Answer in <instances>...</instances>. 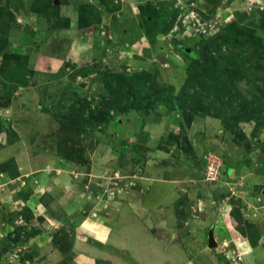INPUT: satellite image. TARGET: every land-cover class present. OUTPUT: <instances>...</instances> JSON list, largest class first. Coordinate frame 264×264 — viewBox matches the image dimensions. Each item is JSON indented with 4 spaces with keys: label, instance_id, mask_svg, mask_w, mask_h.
<instances>
[{
    "label": "rangeland",
    "instance_id": "obj_1",
    "mask_svg": "<svg viewBox=\"0 0 264 264\" xmlns=\"http://www.w3.org/2000/svg\"><path fill=\"white\" fill-rule=\"evenodd\" d=\"M99 1L101 5L109 3V12L101 10ZM222 1L188 0V6L176 0L167 2L172 13L167 21H175L174 29L156 40L144 32L142 48L140 41L114 35L128 24H117L119 18L113 13L118 8L113 0H0V115H30L28 122L33 120L39 126L43 122L49 135L35 138L36 150H29L31 157L53 155L79 168L82 175L74 173L73 177L86 191L85 199L123 198L132 191L144 194L159 174L174 181V224L180 228L174 241L186 237L193 221H208L207 215L218 211L234 236L255 244L259 232L254 222L264 214V183L252 177L264 176V0ZM159 3L154 4L165 8L166 2ZM200 3L208 7L200 8ZM138 12L141 19L140 9ZM30 15L36 18L26 20ZM73 22L76 29L69 35L78 36V42L71 38L75 43L66 47L64 37L68 35L63 31ZM40 27L52 32L50 38L46 39V32L36 34ZM82 28L87 29L79 32ZM240 34L255 36L258 50H248L244 42L236 41ZM100 36L108 42L102 47L97 42ZM218 36L219 47L213 46L206 60L201 59L202 45ZM159 38L164 44L156 46ZM85 43L90 52L82 50ZM239 53L252 64H246L245 71L250 69L247 74L237 77L228 68L235 67L234 56ZM194 61L201 63L195 65ZM145 72L172 86L173 96L185 93L199 103L190 99L184 103L160 101L159 89L148 91L136 83L135 91L148 99L141 101L135 94L134 100V91L118 77ZM7 90L14 95L4 94ZM115 98L120 99L118 107L109 109L108 102ZM223 101L232 106L226 107ZM153 125L157 126L146 130ZM0 127H5L2 120ZM6 130L8 139L14 141L15 128L10 125ZM144 135L150 146L161 149L157 164L153 154H148L150 159L145 162L138 153L143 151L140 138ZM209 159L219 162L224 172L218 182H204ZM96 162L99 172L93 174ZM1 167L11 171L15 165L9 161ZM195 174L201 179L193 177ZM143 181L150 184L145 186ZM59 189L51 196L64 194L65 190ZM30 193L29 186L22 192L24 198ZM30 213L27 207L16 211L23 221L0 214V253L7 255L0 264H79V255L84 257L82 253L89 248L85 245L88 230L78 228L83 220L56 221L51 226L55 232L48 237L52 248L41 252L34 243L44 234L42 220ZM124 234L125 226L115 225L116 245L112 251L102 249L97 264L136 263L137 254L125 247ZM77 235L84 246L80 243L75 251ZM157 251L159 256H167L163 248ZM230 260L235 264V257Z\"/></svg>",
    "mask_w": 264,
    "mask_h": 264
},
{
    "label": "crops",
    "instance_id": "obj_2",
    "mask_svg": "<svg viewBox=\"0 0 264 264\" xmlns=\"http://www.w3.org/2000/svg\"><path fill=\"white\" fill-rule=\"evenodd\" d=\"M169 1L172 0H113L118 8V10L113 13L119 18L116 20L117 24H128L127 29H119V31L117 30L114 32V35L122 40L140 41L139 44H141L142 48H145L144 31L141 27L138 9L147 2L156 3ZM176 1L182 6H188V0ZM226 1L228 0H223L222 3L226 4ZM101 4L100 2V5ZM108 4L109 3H106V5H101L100 7L104 13L109 12L110 6ZM192 4L194 6V3ZM199 5L200 8L208 7L201 3ZM113 14H110V17L112 16L114 18ZM34 18H36L35 15H30L26 20L30 21ZM107 19L108 18H106V20ZM39 22L41 26L42 22L40 19ZM71 25L70 28L63 31L65 35H68V37H64L66 47L69 43H75L71 38L76 39L78 42V36L69 35L71 34L70 31L76 29L74 22ZM42 29L43 28L40 27V31H36V34L38 35L40 32H46ZM85 29L87 28L78 29V31L82 32ZM46 33L48 34L45 36L46 39L50 38L52 32ZM97 34H99V32ZM164 41L165 40L159 38L155 45H162ZM97 42L98 44L100 43L101 47L102 43H108L105 39L101 38V36L100 39L97 37ZM88 45L89 44L82 48V50H85ZM30 47L35 49V46ZM86 50L90 52L89 49ZM68 51L69 50L66 49L65 52ZM73 51L72 49L70 52L72 53ZM67 54L69 55V53ZM6 92L7 93L4 94L8 96L14 95V92L8 90ZM20 116L25 119L23 121L19 120ZM30 119V115H0L2 125H5L6 128L12 125L17 132V138H15L14 141H10L6 128L3 127L0 130V214L3 212V216L5 217L13 215L16 219L18 217V219H22L23 221L21 214L17 215L16 211L19 210L20 207H27L32 213L33 218L36 220L41 219L42 222L40 223L43 226L44 234L42 232V235L40 234L41 236H39L40 239H35L36 241L34 243L39 244L38 246H40L41 252L45 249L52 248L48 237L55 232V228L51 226L54 224L56 225V221L62 223L64 219L67 223H76L83 220L78 228L82 230V227H84L85 231L88 230L86 233L88 240L85 241V245L89 248L86 252L82 253L84 257L81 258V254L79 255V264H97V261L102 258V253H104L102 249L103 251H105V249L112 251L113 247L116 245V242H114L116 240L114 239V227L115 225L118 226L121 224L125 226V247L134 249V253L137 254L136 263H133L131 260V262L125 261L123 264H232L234 261H231L230 258L234 257L236 260L235 264H264V214L256 218L257 221L254 222L259 232V239L256 245L243 243L244 241L242 242L237 235L234 236L233 232H230L227 228V223L222 215L218 214V211H211V213L207 215V217H209L208 221L199 223L193 221V224L189 225L190 228L186 237L182 240L174 241L176 231L180 228L178 225H175L177 222L175 213H173V201L175 197L173 192L174 188L171 187V183L174 181H172L171 178H160L159 174H157L153 178L155 180L153 186L146 190L144 194L132 191L125 195V197L123 196V198L119 197L112 199L108 195L106 196L107 198L105 196L100 197V201H96L98 200L96 196H90L85 199L84 195L86 196V191L84 192L83 189H81L82 184L80 182L78 183L77 178L73 177L74 173L82 175V173H80L82 171L79 168L72 164L64 163L63 160L53 157V155L31 157L32 153L30 154L29 150H36L35 143L37 140H35V138L47 136L49 132L43 129V122L40 123L41 126H39V123L33 120L28 122ZM165 122H167V120ZM155 126H150L146 130H150V128H154ZM146 130H144V132H147ZM151 131L154 130L151 129ZM152 138L153 136H150L149 139ZM140 139H142L140 145H142L143 151L139 149L138 153L141 154V159L146 162V159H150L148 154H153L155 156L154 158H156L154 164H157L159 161L158 154L161 149L150 146L147 142V135H144ZM160 144L161 142L159 145ZM133 149L137 150L136 148ZM196 151L199 156L197 149ZM167 156H169L168 153ZM9 161H12L15 167L12 168L11 171L9 169H1V166ZM96 170H98L97 162L92 169L93 174L99 172ZM232 171L233 169L230 170V172ZM193 177L197 179L200 178V176L196 174ZM252 177L254 181L258 180V182L264 183V176ZM142 183L145 186L150 184L145 181ZM27 186L30 187L31 193L28 197L24 198L22 192L27 189ZM59 186L65 191L62 189L64 194L57 196L60 190ZM48 188L51 189V192ZM54 190L58 192L51 196ZM76 191L79 195L76 194ZM52 211L56 212V214H52ZM97 211L99 214L96 215V217H92L91 214L93 212L97 213ZM61 214H63V216ZM86 214L90 215L86 217ZM30 217L28 219H30ZM15 223H18V220H16ZM13 225L15 226V224ZM76 231L77 230H75V232ZM211 231L213 232L217 248H210L209 235ZM207 234L208 237L204 239ZM178 236L179 234L176 238H178ZM79 238H81V236L77 235L76 243L74 242V246H76V248H74L75 251L79 248L78 245H80V243L82 245L81 247L84 246ZM139 238L141 239L140 242L138 241ZM32 239L33 238H31L29 244ZM1 244L2 243H0V245ZM158 248H163L167 256H159L157 251ZM79 253L80 251H78V254ZM4 257L7 260V255L5 253H0V263L3 262ZM238 257L241 258V260L237 261L236 258ZM26 260L31 261L30 259ZM117 264H119L118 261Z\"/></svg>",
    "mask_w": 264,
    "mask_h": 264
},
{
    "label": "trees",
    "instance_id": "obj_3",
    "mask_svg": "<svg viewBox=\"0 0 264 264\" xmlns=\"http://www.w3.org/2000/svg\"><path fill=\"white\" fill-rule=\"evenodd\" d=\"M219 1V0H218ZM218 3V2H217ZM160 4V3H159ZM160 5H163V2H161ZM159 5V6H160ZM165 8H161V7H157L158 5L154 4L153 2H149L147 3L145 6H141L140 7V11H141V27L143 28L146 36L150 37V40H156L158 38L159 35H167L170 31H172L174 28V24L175 21H167L168 16H171V12L168 11V3L166 2ZM168 22V23H167ZM70 27V25L67 26V28ZM221 36H218L217 39L211 41V42H207L204 45H202V51L200 52V56L201 59L203 58L204 60H206L207 58V54L213 52V46L219 47V45H216V41L220 40ZM236 41L242 43L244 42L246 47V49H250L251 47H254L256 50H258V41H255V36H252L251 34H240L239 36H237ZM254 52H257V51ZM11 54V53H10ZM9 55V53H6V56ZM242 60V62L240 61ZM234 62H235V67L231 65V69L228 68L230 71V74L234 73L235 76H241L244 73L247 74L248 71H250V69L248 68L247 72L245 71V66L246 64H252L251 59L249 57H245V59H243V57H240V53L236 54L234 56ZM195 65L199 64L201 62L199 61H194L193 62ZM249 65V66H250ZM234 70V71H232ZM156 75H152L149 73H142V74H137L135 77L132 76H123L121 75L120 79L122 83H127L130 87V90L134 91V100H135V94H139L141 97H139V99L141 101H143V99H148V97H143V95H145L144 93H139L135 91V86L133 85V83H136L137 87H140L142 89H146L148 91H153L155 89H159V93L157 98L160 99V101H169L172 102L174 100H181L184 102H187V100H195L197 103H199V100L197 98H193L190 95H187L185 93L183 94H179L178 96H173V91L174 88L168 84H161L157 81V76ZM236 77V78H237ZM235 78V80H236ZM242 80V79H240ZM144 91V90H143ZM236 91V90H235ZM153 94H155L154 92H152ZM118 101V102H117ZM232 101V100H231ZM195 102V103H196ZM110 105L109 109H114L117 108L119 103H120V99L119 100H113V102H108ZM136 103V102H135ZM226 107L228 105H231V103H227L225 101L222 102ZM171 108L173 109V105L171 103H168ZM232 106V105H231ZM184 112L186 114V108H184ZM0 126H1V120H0ZM1 129V127H0ZM259 239V235L257 237L256 243L252 244V245H256Z\"/></svg>",
    "mask_w": 264,
    "mask_h": 264
},
{
    "label": "built area",
    "instance_id": "obj_4",
    "mask_svg": "<svg viewBox=\"0 0 264 264\" xmlns=\"http://www.w3.org/2000/svg\"><path fill=\"white\" fill-rule=\"evenodd\" d=\"M219 176H222L220 163L214 159H209L208 163L206 164L205 173L203 175L204 182H218Z\"/></svg>",
    "mask_w": 264,
    "mask_h": 264
},
{
    "label": "water",
    "instance_id": "obj_5",
    "mask_svg": "<svg viewBox=\"0 0 264 264\" xmlns=\"http://www.w3.org/2000/svg\"><path fill=\"white\" fill-rule=\"evenodd\" d=\"M209 242H210V247L216 246L212 231L210 232V235H209Z\"/></svg>",
    "mask_w": 264,
    "mask_h": 264
},
{
    "label": "clouds",
    "instance_id": "obj_6",
    "mask_svg": "<svg viewBox=\"0 0 264 264\" xmlns=\"http://www.w3.org/2000/svg\"><path fill=\"white\" fill-rule=\"evenodd\" d=\"M223 173V172H222Z\"/></svg>",
    "mask_w": 264,
    "mask_h": 264
}]
</instances>
